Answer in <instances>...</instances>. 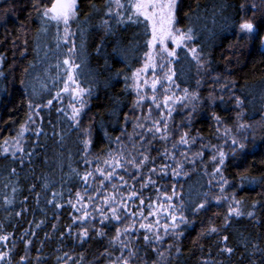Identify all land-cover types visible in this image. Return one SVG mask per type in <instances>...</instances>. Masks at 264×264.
I'll return each instance as SVG.
<instances>
[{"label": "trees", "instance_id": "trees-1", "mask_svg": "<svg viewBox=\"0 0 264 264\" xmlns=\"http://www.w3.org/2000/svg\"><path fill=\"white\" fill-rule=\"evenodd\" d=\"M122 2L127 5V0ZM52 3L53 0H0V56L3 57L0 63L3 73L0 75V145L5 139L16 136L21 125L29 128L22 139L24 153H17L13 158L11 152H0V235L9 237L6 242H0V252H9L0 264H8V261L21 264L20 258L25 255L28 264H65V261L66 264H109L108 258L101 253L108 247L116 227L121 225L105 221L107 226L102 227L97 218L94 224L85 225L90 228L89 238L85 242L76 239L78 226L73 224L72 217L83 212H77L67 201L71 199L75 203V193L85 194V185L72 169L83 175L98 166L108 168L103 160L110 150L117 152L121 143L126 146L125 154L137 155L131 146L136 142L140 148V142L135 136L132 141L128 138L133 135L135 118L147 115L150 107L153 118L158 119L161 112L167 114L166 109H156L151 103L152 69L141 76V80L149 82V86L141 88L148 99L133 110L137 94L131 76L144 64L150 30L146 35L145 23L117 25L115 19L106 15L109 0H77V17L70 22L71 41L76 51L69 57L72 45L63 40V24L45 23L34 6L38 4L42 10ZM241 4L245 5L244 9L240 8ZM253 4L255 9L251 7ZM177 19L178 28L193 29L194 39L187 47L178 48L175 58L170 63L168 60L163 69L156 68L155 75L161 78L170 74L171 69L175 73V85L179 86L165 93L164 88L157 85L156 95L161 102L164 95L182 96L183 89L187 88L198 98L170 105L174 108L168 118L171 139L165 142L157 137L147 146L146 154L155 158L154 161L139 173L127 165V171L117 168L113 178L103 185L100 174L94 173L96 178L89 180L91 187L87 192L94 200L85 199L82 203L88 204L87 211L98 217L93 205L106 208L100 201L105 195L113 194L112 185H117L118 196L125 197L134 185L135 191L145 200L143 211L147 223L154 222V218L148 216L147 205H167L165 194L172 196L170 203L176 206L177 215L183 206V215L190 223L181 225L179 230L183 235L178 239L165 238L164 248L174 245L169 264H202L203 261L251 264L253 260L262 264L264 254L254 252L252 245L264 249V44L260 41V36H264V0H180ZM104 20L109 21L111 32H106ZM243 21L256 25L258 35L254 39L249 40L246 34L239 32V24ZM193 47L199 50L203 67L197 65L188 51ZM65 58L74 59L80 66L77 80L91 93L84 97L87 105L78 126L68 119L71 115L68 106L74 102L71 96L61 93V98L54 99L66 78L62 65ZM160 64L158 61L157 65ZM163 84L168 87L167 81ZM235 97L244 101L242 106L236 105ZM49 100L53 101L51 105L47 104ZM30 102L34 106L32 109H29ZM61 108L67 111V116L57 111ZM29 115L34 123L28 121ZM214 116L220 117L219 124ZM241 124L248 127L242 129ZM36 129H41L43 134L37 136ZM182 132H188L195 143L176 150V161H184L181 152L187 153L188 160L183 164L182 173L174 176L172 169L176 164L163 153L165 149L172 151V144ZM117 137L121 138V143H117ZM233 138L243 143L244 149L233 145ZM86 139L91 140L87 153L83 144ZM233 148H236L235 153ZM217 150L226 154L222 174L229 185L223 193L220 176L213 175L212 156L217 155ZM29 152L31 156L26 155ZM196 153L203 155L195 156ZM194 156L195 163H192ZM85 159L92 163L85 164ZM163 165L170 166L167 174L160 172ZM151 168H156L157 172L150 173ZM140 175L144 179H138ZM149 175L155 184L141 189ZM241 175L254 177L256 183L241 186ZM120 176L128 181L127 186L121 184ZM53 192L63 193L56 200L62 207L47 203L53 198ZM233 194L243 201L242 210L245 213L253 211L255 216L232 217L225 226L230 201L218 203L216 197ZM5 198L11 203H6ZM205 201V209L193 213L192 209ZM254 203L255 208L252 207ZM137 205L138 199L130 202V210L139 211ZM164 222L162 216L161 223ZM210 224L220 229L219 234L201 236ZM97 231L106 235L97 236ZM137 235L140 237V259L133 264H153L156 254L144 246L143 230ZM225 235L229 237L227 246L235 249L231 256L219 252L223 244L217 242ZM243 240L248 242L247 249ZM27 241L31 244L26 253ZM175 246L180 247L179 254ZM110 250L113 256L119 255L118 251ZM65 253L71 259L64 257Z\"/></svg>", "mask_w": 264, "mask_h": 264}, {"label": "snow or ice", "instance_id": "snow-or-ice-1", "mask_svg": "<svg viewBox=\"0 0 264 264\" xmlns=\"http://www.w3.org/2000/svg\"><path fill=\"white\" fill-rule=\"evenodd\" d=\"M180 0H127V5L122 2V0H109L108 11L106 15L112 19H115L117 25L124 24H141L145 23L146 32L145 34H149L148 30H150V38L146 41V46L149 51L144 53V64L141 68L136 69L131 76L133 81V89L136 91L137 100L134 103V109L141 107L142 103L148 99L145 94L142 93L141 88L149 86V82L147 79L141 80V76L144 73H147L149 69L153 71V79L150 84V89L152 91V96L150 97L152 105L156 109H160L163 107L167 110V114L161 112L159 118L152 117V108L148 109L147 115L137 116L135 118L133 135H129V140H133V136L137 138L140 142V148H137L136 142L132 143V149L137 152V155H132L131 152L125 154L124 149L125 145L121 143V138L117 137V143H121V148L117 150V152L109 151L106 159L103 160V164L107 165L108 168L96 167L91 171H86L83 175H80L75 169H72V173L75 174L85 185V194H81V192L77 191L75 193V203L71 199L67 201V203L75 209L77 212H83L80 216H73V224L78 226V231L76 232V239L81 242H85L87 238H89L90 228L85 226L87 224H94L97 218H99L102 227H106L105 221H115L116 224L121 225V227H116L115 234L108 241V247L105 248L104 252L101 253L102 256H105L109 260V264H133L134 261L139 260V239L140 237L137 233L140 230H143V242L144 246L151 249L152 252L156 254V260L153 261V264H169L170 258L172 255V248L174 245H168L166 248L163 247L164 241L166 237L178 239L183 233L179 230L181 225L187 226L190 221L183 215L181 206L180 214L177 215L176 206L171 204L172 196H168L165 194L164 199L168 201L167 205L163 203H149L147 205L149 211L148 216L154 218V222H144L147 220V217L144 215L143 206L145 205V200L140 196V194L135 191L134 185L129 194L125 196H118L116 194L117 185H112L114 192L111 195H105L104 198L100 201V203L105 207L95 206V212L99 214V216H94L87 211L89 207L88 204H83L82 202L87 199L89 201L94 200V197L87 195V192L90 189L89 180L95 179L94 173H99L102 178L100 183L104 184V181H110L113 176L116 174L115 170L117 168L124 169L127 171L125 165L131 166L137 170L139 173L140 169L147 166L148 163L154 161L155 158L150 157V155L146 154L148 151V147L152 143V140L159 139L167 142L171 139V130L169 128L168 118L171 117L172 111H174L173 107L170 105H175L177 103H183L184 101L190 99H197L196 93H189L188 89H183L182 96H176L175 93L172 95H164L163 100L158 102V97L156 95L157 85H160L164 88V92L168 93L171 91L172 87H179L175 85V81L173 79L175 73L169 69V73H166L164 77H157L155 75V70L159 66L161 69L164 68L163 64L157 65V56L158 55H166L168 57L169 63L176 56L175 48L187 47L188 42H191L193 37V29L187 28V30H183L176 27L178 23L177 12L179 8ZM113 5L115 6V11H113ZM37 10L41 13L42 20L46 23L48 21H54L57 25L63 24L64 26V35L63 40L65 43H71V47H69V57L74 56L76 48L75 44L71 41L72 33L70 31V22L75 20L77 17V0H53L50 8L40 9L38 4H34ZM245 5L241 4L240 8L244 9ZM255 9L256 5L253 4L251 6ZM187 15V13L185 14ZM103 26L106 32H111L112 28L109 24L108 20L103 21ZM239 32L242 34H246L249 40L254 39L256 35H258L256 25H254L251 21H243L239 24ZM171 41L175 48L171 51L168 49V42ZM261 44H264V36H260ZM159 47V53L155 51ZM99 50V49H98ZM188 51L191 53L192 58L197 62V65L203 67L201 60L202 57L197 48H189ZM23 55V53H21ZM3 62V57L0 56V63ZM64 66L63 76L66 77L63 79V87L56 93L54 99L61 98V93H68L73 103L69 104V108L71 110V115L68 116L75 125H79L80 117L83 113L87 100L84 99L85 95H90V90L85 89L80 86L77 80V73L79 70V65L75 64L74 59L65 58L62 62ZM61 65L58 64L57 68H60ZM119 74V73H118ZM0 75H3L0 72ZM127 80L128 77H125ZM163 81H167L168 87H164ZM23 83V81H21ZM199 84V81H197ZM222 99V98H221ZM236 105L238 107L242 106L244 101L240 97H235ZM53 103L52 100L47 102L48 105ZM78 105V106H77ZM34 106L29 103V109H32ZM35 107H40L36 105ZM59 112H63L66 116L68 115L65 109H57ZM242 115V113H238V116ZM214 119L219 124L220 117L214 116ZM127 122L128 117H125ZM28 121L34 123L32 120V116L29 115ZM240 128L248 127L244 124L239 125ZM136 129H140L141 131L137 132ZM29 128L27 125H21L19 130L17 131L16 136L12 137L10 140L5 139L3 141V145H0V152L4 154H8L11 152L13 158H16L17 153H24L25 149L22 145V139L24 133L28 131ZM227 132V130H226ZM35 134L37 136L42 135L43 132L41 129H36ZM151 137V139H149ZM195 143V138H190L188 132H182L179 136V139L176 140L172 144V151L169 152L165 149L163 156L165 158L173 159L176 167L172 169V175H180L183 170V164L188 160V156L186 152H181L180 155L184 157V161H176L175 153L176 150L182 146H191ZM84 149L87 153V150L91 144V140H84ZM232 144L237 146L239 149H244L245 145L243 143H239L235 138L232 139ZM190 150V147H189ZM233 153H235L236 148L232 149ZM26 155L31 156L32 153H27ZM202 153H196L195 156L202 157ZM195 156L192 159V163H195ZM226 154L223 150H217V155L212 156V161L215 164L213 175L220 176V191L224 192L225 186L229 185V181L224 178L222 174V166L225 164ZM20 162H24L23 156L20 157ZM97 164L100 163V159L97 158ZM92 161L85 159V164H91ZM169 165H163L160 168V172L163 174H167L166 170L169 168ZM110 169V170H109ZM15 172V169H13ZM150 173L157 172L156 168L149 169ZM185 175L187 173H184ZM138 179H144L142 175L137 177ZM119 180L123 186L128 185V181L125 180L124 176H120ZM240 180L243 183L253 184L256 183V179L254 177H250L248 175H241ZM211 183V181H209ZM155 181L151 179V176L145 180L143 184H141V189L148 187V185H154ZM45 188L48 187L47 184L44 185ZM93 191H97V189L92 188ZM16 189L13 188V192ZM71 195V192H69ZM175 195V192H173ZM63 193L53 192L52 199L48 200L47 203L53 204L54 207L60 208L63 205L57 203V197H62ZM139 200V205L136 207L140 209L139 211H131L130 210V202L133 200ZM217 202L221 201H230L228 206V212L225 216V226H228V222L232 217H241L247 215L248 217L255 216L253 211L244 212L242 210L243 201L235 198V195L232 196H218L216 197ZM6 203H11V201L5 198ZM77 204H81V207H77ZM206 201L204 203L197 204L193 209V213L199 212L205 209ZM253 208L256 207L254 203L252 205ZM20 215V213H17ZM164 217L165 222L161 223V217ZM137 223L139 227L137 228ZM39 227V225H37ZM55 227V225H53ZM220 229L215 225H211L204 231L200 233L201 236L207 234L216 233L219 234ZM72 229L69 227V235L71 236ZM63 235V233H62ZM106 235L103 231H97V236L104 237ZM9 239L8 235H0V242H6ZM229 237L227 235L222 236L221 240L218 241V244H223L222 247L219 248V252L221 254H227L231 256L234 254L235 249L233 247L227 246V242ZM242 243L244 247L247 249L248 242L247 240H243ZM31 244V241L26 242L25 251L27 253V246ZM252 248L254 252H261L264 254V249L259 248L258 245L253 244ZM113 249L119 252V255L113 256ZM181 251L179 246H175V252L179 254ZM9 256V252H0V261L6 260ZM64 257L71 259L68 257V254L65 253ZM64 257H57L58 260L64 259ZM21 264H28V256H22L20 258ZM37 261H39V257H37ZM8 264H11L8 261ZM66 264V261H65ZM202 264H215V262L203 261ZM251 264H256L253 260ZM264 264V262H262Z\"/></svg>", "mask_w": 264, "mask_h": 264}, {"label": "rangeland", "instance_id": "rangeland-1", "mask_svg": "<svg viewBox=\"0 0 264 264\" xmlns=\"http://www.w3.org/2000/svg\"><path fill=\"white\" fill-rule=\"evenodd\" d=\"M51 7V6H50ZM49 7V8H50ZM177 27V26H176ZM178 28V27H177ZM175 48V45L171 42V41H169L168 42V49L171 51L172 49H174ZM178 48H175V51L177 50ZM155 51L157 52V53H159V47H157V49H155ZM164 56H166V55H158L157 56V63H158V61H161V64H163L164 65V67H165V65L167 64V61H168V57L166 56L165 58H164Z\"/></svg>", "mask_w": 264, "mask_h": 264}]
</instances>
